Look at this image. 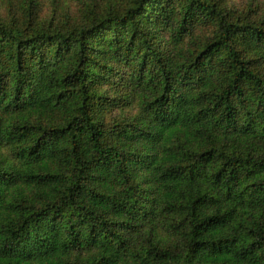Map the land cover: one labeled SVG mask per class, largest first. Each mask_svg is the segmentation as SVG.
Returning a JSON list of instances; mask_svg holds the SVG:
<instances>
[{
	"label": "trees",
	"instance_id": "obj_1",
	"mask_svg": "<svg viewBox=\"0 0 264 264\" xmlns=\"http://www.w3.org/2000/svg\"><path fill=\"white\" fill-rule=\"evenodd\" d=\"M59 1L0 14V264H264V13Z\"/></svg>",
	"mask_w": 264,
	"mask_h": 264
},
{
	"label": "rangeland",
	"instance_id": "obj_2",
	"mask_svg": "<svg viewBox=\"0 0 264 264\" xmlns=\"http://www.w3.org/2000/svg\"><path fill=\"white\" fill-rule=\"evenodd\" d=\"M17 0H0V14H5L7 10L12 9L16 5ZM40 5V13L48 15L52 12L54 6L51 0H38ZM229 9L247 10L250 9L255 13H264V0H222ZM61 7L66 4V6L71 7L74 10L79 5V0H62L59 1ZM11 4V5H10ZM212 27H200L197 33H209Z\"/></svg>",
	"mask_w": 264,
	"mask_h": 264
}]
</instances>
